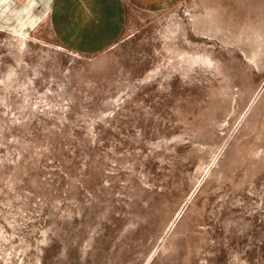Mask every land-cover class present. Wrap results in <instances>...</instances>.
<instances>
[{"label": "rangeland", "instance_id": "obj_1", "mask_svg": "<svg viewBox=\"0 0 264 264\" xmlns=\"http://www.w3.org/2000/svg\"><path fill=\"white\" fill-rule=\"evenodd\" d=\"M0 264H264V0H0Z\"/></svg>", "mask_w": 264, "mask_h": 264}, {"label": "crops", "instance_id": "obj_2", "mask_svg": "<svg viewBox=\"0 0 264 264\" xmlns=\"http://www.w3.org/2000/svg\"><path fill=\"white\" fill-rule=\"evenodd\" d=\"M38 2L44 3L51 29L69 49L104 50L118 39L125 15V0Z\"/></svg>", "mask_w": 264, "mask_h": 264}, {"label": "bare ground", "instance_id": "obj_3", "mask_svg": "<svg viewBox=\"0 0 264 264\" xmlns=\"http://www.w3.org/2000/svg\"><path fill=\"white\" fill-rule=\"evenodd\" d=\"M58 3H59V2H58ZM20 34H21L22 36H25V34H24L23 32H21ZM25 38H26V37H25ZM25 38H24V39H25Z\"/></svg>", "mask_w": 264, "mask_h": 264}]
</instances>
